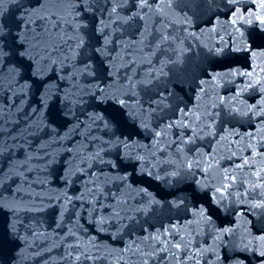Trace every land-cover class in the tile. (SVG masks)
Wrapping results in <instances>:
<instances>
[{"label":"water","instance_id":"1","mask_svg":"<svg viewBox=\"0 0 264 264\" xmlns=\"http://www.w3.org/2000/svg\"><path fill=\"white\" fill-rule=\"evenodd\" d=\"M0 264H264V0H0Z\"/></svg>","mask_w":264,"mask_h":264}]
</instances>
